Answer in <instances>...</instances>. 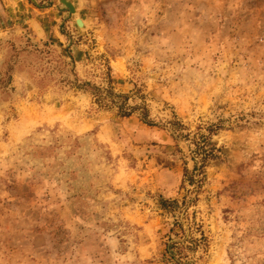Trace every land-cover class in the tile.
I'll return each mask as SVG.
<instances>
[{
  "label": "rangeland",
  "instance_id": "1",
  "mask_svg": "<svg viewBox=\"0 0 264 264\" xmlns=\"http://www.w3.org/2000/svg\"><path fill=\"white\" fill-rule=\"evenodd\" d=\"M23 1L0 28V264H264V0Z\"/></svg>",
  "mask_w": 264,
  "mask_h": 264
},
{
  "label": "crops",
  "instance_id": "2",
  "mask_svg": "<svg viewBox=\"0 0 264 264\" xmlns=\"http://www.w3.org/2000/svg\"><path fill=\"white\" fill-rule=\"evenodd\" d=\"M29 7L25 5L23 0H0V28L3 27V22L7 23L8 20L12 21L16 15H20L21 11L25 12ZM35 21V20H33ZM44 31V36H46V31L41 23L36 21ZM32 23V22H31ZM35 32V29H34ZM36 36L37 33L35 32ZM39 37V36H38Z\"/></svg>",
  "mask_w": 264,
  "mask_h": 264
},
{
  "label": "bare ground",
  "instance_id": "3",
  "mask_svg": "<svg viewBox=\"0 0 264 264\" xmlns=\"http://www.w3.org/2000/svg\"><path fill=\"white\" fill-rule=\"evenodd\" d=\"M68 0H62V2L60 1V0H57L56 1V5L57 6H61L62 8H64V7H68L67 5H66V2H67ZM70 4V2H68V5ZM71 5H72V3H71ZM73 7L75 8V6L73 5ZM56 9V8H55ZM55 9H53V10H55ZM74 14H76L77 13V10H76V8H75V11L73 12ZM77 25L78 26H80V27H84L85 26V22H83L82 20H77ZM33 26L36 28V30L38 31V33H40V35H43L42 34V32H41V30H40V27L38 26V23H36V22H33ZM36 114V113H35ZM47 119H49L48 117H47ZM49 121H53V119H50ZM33 123H37L36 121H34ZM30 124H31V121H30V119H28V118H24L23 119V121H22V123L20 124V125H17L16 126V128H14V136H16V135H18L20 132H22V131H26L27 130V128L30 126Z\"/></svg>",
  "mask_w": 264,
  "mask_h": 264
},
{
  "label": "trees",
  "instance_id": "4",
  "mask_svg": "<svg viewBox=\"0 0 264 264\" xmlns=\"http://www.w3.org/2000/svg\"><path fill=\"white\" fill-rule=\"evenodd\" d=\"M91 85L90 84H86L85 85V90L86 91H91V93H93L94 94V91H96V89H94L95 87H93V88H91L90 87ZM81 87V86H80ZM100 99V98H99ZM125 116H130L129 114H127V115H125ZM146 116V115H145ZM143 121H144V123L145 124H147L148 126H153L154 124L152 123V122H149L148 121V119L147 118H143ZM173 125H176V124H173ZM51 155V152H41L40 154H39V158H47V157H49ZM165 203H167V202H165ZM164 203V204H165ZM75 206H76V210H77V212H78V215L79 216H82L83 215V212H84V208H85V206H86V204H85V202L81 199V198H76V200H75Z\"/></svg>",
  "mask_w": 264,
  "mask_h": 264
},
{
  "label": "water",
  "instance_id": "5",
  "mask_svg": "<svg viewBox=\"0 0 264 264\" xmlns=\"http://www.w3.org/2000/svg\"><path fill=\"white\" fill-rule=\"evenodd\" d=\"M31 1H33L34 2V0H31ZM61 2H62V0H60ZM66 5L68 6L67 7V10H68V12H70L71 14H74L73 12L75 11V8L73 7V4L71 5V3L68 5V1L66 2ZM33 22H36V21H33ZM33 22H32V24H33ZM37 23V22H36ZM38 26L40 27V30H41V32H42V34L44 35V31H43V29L41 28V26L38 24ZM34 27V26H33ZM34 29H35V32L37 33V35L38 36H43V35H40V33H38V31L36 30V28L34 27Z\"/></svg>",
  "mask_w": 264,
  "mask_h": 264
}]
</instances>
